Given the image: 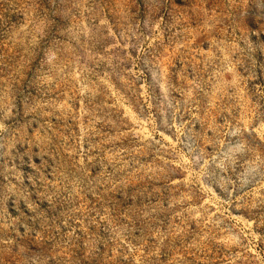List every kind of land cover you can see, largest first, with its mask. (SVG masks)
Returning <instances> with one entry per match:
<instances>
[{"label":"rangeland","instance_id":"obj_1","mask_svg":"<svg viewBox=\"0 0 264 264\" xmlns=\"http://www.w3.org/2000/svg\"><path fill=\"white\" fill-rule=\"evenodd\" d=\"M0 264H264V0H0Z\"/></svg>","mask_w":264,"mask_h":264}]
</instances>
